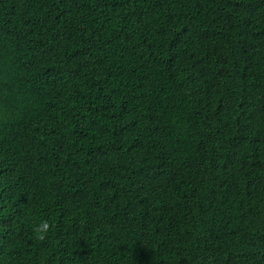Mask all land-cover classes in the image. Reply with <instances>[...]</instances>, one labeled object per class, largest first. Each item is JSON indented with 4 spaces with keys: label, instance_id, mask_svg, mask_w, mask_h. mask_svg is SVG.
<instances>
[{
    "label": "trees",
    "instance_id": "trees-1",
    "mask_svg": "<svg viewBox=\"0 0 264 264\" xmlns=\"http://www.w3.org/2000/svg\"><path fill=\"white\" fill-rule=\"evenodd\" d=\"M0 264H264V0H0Z\"/></svg>",
    "mask_w": 264,
    "mask_h": 264
},
{
    "label": "clouds",
    "instance_id": "clouds-1",
    "mask_svg": "<svg viewBox=\"0 0 264 264\" xmlns=\"http://www.w3.org/2000/svg\"><path fill=\"white\" fill-rule=\"evenodd\" d=\"M53 225L48 219L40 220L39 222H33L31 225V232L33 239L37 242H43L48 238L49 233L52 230Z\"/></svg>",
    "mask_w": 264,
    "mask_h": 264
}]
</instances>
